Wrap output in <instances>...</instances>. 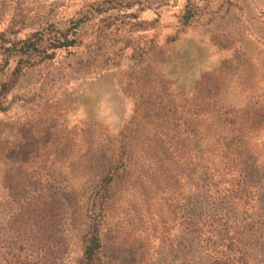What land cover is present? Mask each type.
<instances>
[{"label":"rangeland","instance_id":"1","mask_svg":"<svg viewBox=\"0 0 264 264\" xmlns=\"http://www.w3.org/2000/svg\"><path fill=\"white\" fill-rule=\"evenodd\" d=\"M75 24L73 47L11 82L17 58L0 69V264H80L90 189L139 101L190 112L202 146L219 147L207 162L183 141L161 169L130 142L128 176L96 202L97 264H187L198 201L220 220L205 238L228 227L264 264V0H0V45Z\"/></svg>","mask_w":264,"mask_h":264},{"label":"trees","instance_id":"2","mask_svg":"<svg viewBox=\"0 0 264 264\" xmlns=\"http://www.w3.org/2000/svg\"><path fill=\"white\" fill-rule=\"evenodd\" d=\"M77 27L78 25L75 24L64 33L58 32V34H55L52 38L47 39L48 44L46 45H44L43 42L44 30L34 31L27 37L14 41L7 40L2 35L1 39L3 44L0 45V49L2 50L0 69L8 66L11 57L17 58L16 67L11 73V79H9V82H11L14 77H18L22 70L25 69L24 66L34 58L39 57L41 60L52 59L54 57V52L49 51L73 47L76 42L75 34ZM50 28L51 27H48L46 29ZM9 82L0 83L1 93L9 90ZM150 105L153 107H146L145 104H141V101H139V103L135 102L132 118L128 122L127 127L123 128L118 135L120 144L117 148V158L112 159L113 161L109 162L108 166L106 165L96 183L90 189L89 197L92 198L94 202L91 207L86 210L85 218L89 219V224L81 237L83 254L80 264H97L99 261L101 249L100 226L104 213L103 208L96 209V202L98 199H101L99 203L103 204V202L111 196L112 187L118 184L119 180H123L125 176H128V169L131 168L133 163L131 154L133 153L134 147L130 142L142 140L145 146H147L145 148H149L152 153L150 157L157 158V165L161 169L164 167V163L167 160H171V158L173 160L170 148L175 150L177 154L179 150H181L183 141L186 140H188L189 146H193L191 150L192 159H204L207 162H213L212 156L219 147V139L216 138L214 144H205V146H202V141L204 140L203 135L202 137L199 136V132L196 129L197 122L191 118L189 115L190 112L187 111L184 114L183 110L178 111L171 103L162 104L160 102L158 104L151 103ZM152 114L155 115L153 117L154 119L151 117ZM184 115H187V117ZM151 125L153 127H151ZM150 127L154 130V144L148 142L149 135L151 134ZM182 127L185 128L183 131L181 130ZM163 129L168 132L164 133ZM170 131L176 132L173 137H169L168 133ZM185 132H189L187 137L182 136ZM128 143L129 145L127 146ZM127 148L129 149V156H125ZM229 151L231 152L228 153L229 155L233 153L239 155L236 149L229 147ZM193 177L194 173H191L190 179ZM197 203V206H195L199 208V212L186 218L187 225L191 232L197 235V241L195 242L194 239H192L190 244L198 246L196 251H193L191 248L189 252L191 259L187 264H249V260L252 259L251 250L249 248H238L237 242L241 239L236 236V233L230 234L228 227H226L228 223H233L232 221L234 220H223L224 222L222 225L226 227L227 230L224 234H220L221 232L214 230L210 237L208 236L205 238L202 227L207 224L209 219H211V226H217L220 220L214 218L217 214H209L205 213V210L202 211V203L200 201ZM200 256L203 257L201 258ZM195 258H198V260H195Z\"/></svg>","mask_w":264,"mask_h":264}]
</instances>
